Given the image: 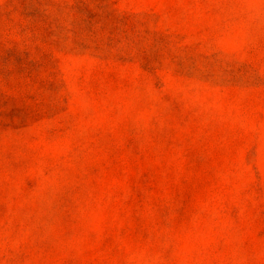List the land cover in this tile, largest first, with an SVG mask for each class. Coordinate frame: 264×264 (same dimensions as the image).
Listing matches in <instances>:
<instances>
[{
	"label": "rangeland",
	"instance_id": "rangeland-1",
	"mask_svg": "<svg viewBox=\"0 0 264 264\" xmlns=\"http://www.w3.org/2000/svg\"><path fill=\"white\" fill-rule=\"evenodd\" d=\"M0 264H264V0H0Z\"/></svg>",
	"mask_w": 264,
	"mask_h": 264
}]
</instances>
